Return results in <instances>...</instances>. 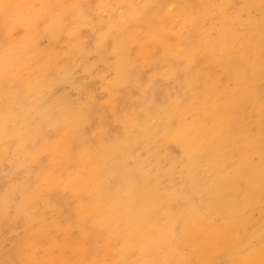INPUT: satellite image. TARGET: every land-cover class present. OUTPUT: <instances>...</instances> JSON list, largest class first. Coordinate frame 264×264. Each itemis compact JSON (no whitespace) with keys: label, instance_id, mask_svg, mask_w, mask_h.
I'll return each instance as SVG.
<instances>
[{"label":"bare ground","instance_id":"bare-ground-1","mask_svg":"<svg viewBox=\"0 0 264 264\" xmlns=\"http://www.w3.org/2000/svg\"><path fill=\"white\" fill-rule=\"evenodd\" d=\"M51 1L0 0V22L1 20L6 22H3V26L11 31L13 27L11 29L10 24H17L15 27L19 25L23 30L18 42L15 43L13 40L11 48L0 50V82L6 78L9 69L26 72L31 75L29 81L31 80L32 83L26 84L31 87L34 94L40 95L41 99L44 95L52 98L55 84L68 79L64 66L67 59H75L78 55L85 56L76 40L77 37L73 40L74 25L66 31L62 39L58 38L56 30L62 25L61 21L59 19L53 21L47 17ZM227 1L218 0L219 7L215 10L225 21L221 31L222 42H217L216 46L222 51L227 50V45L231 42L239 45L232 31L240 20L236 16L226 14ZM132 2L135 18L142 26V32L135 36V40L140 47H144L145 43L152 45L146 47L148 54H154L158 48L161 51L166 50L163 42L173 49L184 48L185 44H193L195 35L189 32L190 28L200 38V45L205 43L207 32L202 27L203 20H201V12L205 7L203 0H198L199 3L192 6L195 13L197 12L195 19L184 17L181 13L182 8L175 1L132 0ZM253 3L264 8V0H252ZM151 5H154L152 10L149 9ZM123 7L122 1L119 2L117 9ZM107 18L108 27H118L113 18ZM72 20L84 24L83 16L79 12L73 15ZM7 22L9 27L6 25ZM6 27L3 29L7 30ZM115 30L109 32V29L100 28L96 31V41H98L96 49L101 50L102 46L99 44L109 40L112 41L113 47L124 50L128 42L120 29L117 32ZM111 32L116 33L115 39ZM7 33L10 34L8 31ZM43 35L48 38L46 45L41 44L40 41ZM169 35L171 37L164 41L163 39ZM6 36L12 38L10 35ZM4 43L8 44V41ZM203 48L207 50V47L203 46ZM3 52L5 55H2ZM252 52V47L249 45L242 46L238 52L225 56L221 65L237 73L240 71L239 65L243 64L249 74L257 73L260 68L259 55ZM103 60L108 62L109 68L115 73L114 84L125 79V66L128 65L125 58L104 57ZM50 70L51 76L47 74ZM23 74L26 75L22 73V76ZM135 79L132 78L134 81ZM11 89L6 94L13 97L12 106H18L16 110H10L14 118L20 113L24 115L25 107L24 102L19 99L17 88L13 91ZM251 94L243 98H252ZM139 97L136 95V98ZM139 107L142 109V105ZM71 108L67 109L72 116L70 123L73 126L77 125L75 129L81 131L80 122L76 121L78 117ZM159 111L160 109L152 106L149 114L156 119ZM141 112H134L132 118L123 120L126 121L123 123L126 127L131 130L136 128V138L153 136L159 125L165 132L172 130V133H176L177 128L185 129L189 124L181 122L176 128H172L166 117L169 114L167 112L166 116L158 117L159 124L156 123L148 128L144 123H139L147 119L144 112ZM223 118L227 123L234 122L238 119V111L225 112ZM193 119L191 117L189 120ZM215 121L216 116L207 112L201 121L194 122L192 132L188 134L189 139L181 145L186 154L185 160L168 154L170 156H167L168 165L180 163V171L175 172V177L169 180L151 167L154 152L158 153L159 149L149 146L148 143L143 144L144 152L141 155L137 153L135 138L129 134L123 149L116 148L121 143L112 144L100 139L84 147L80 143L82 133L78 134V132L75 136L72 132L70 134L61 131L56 142H45L43 151L57 167L54 166L55 170L51 169L52 172H42L41 176L44 180L48 178L51 186L62 185L73 192H79L78 194L86 192L87 201H79V199L77 201H79L78 208L87 216L89 225L83 226V222L87 220L80 222L82 227L79 239H76L71 246V251L77 256L74 262L64 257L65 248L70 245L65 243L60 247L59 253H50L48 258L41 257L39 264H85V257L92 254L101 257L90 258L91 264H213V262L215 264L224 258L227 264H264V243L250 249L238 262L233 260L236 251H232L237 244L238 248L235 250L242 251L246 241L251 243L249 239L264 233L263 222L256 224L260 226H255L250 218V212H256L264 204V131L259 133L261 124L256 125L255 132L248 131L251 124H248L243 116L238 126L227 131H221L220 128L213 129ZM68 128L70 126H67L66 130H69ZM239 145H245V149L248 148L256 159L245 150L235 153L234 150H237ZM220 150H223L222 154L216 153ZM35 153L36 151H31L29 155ZM218 156H224L221 158L223 163L213 164V158L216 160ZM54 190L56 191L55 187ZM34 197L36 199V195ZM259 238L260 236L257 237ZM28 256L31 262L37 260L33 250ZM106 257H110V261H107Z\"/></svg>","mask_w":264,"mask_h":264},{"label":"rangeland","instance_id":"rangeland-1","mask_svg":"<svg viewBox=\"0 0 264 264\" xmlns=\"http://www.w3.org/2000/svg\"><path fill=\"white\" fill-rule=\"evenodd\" d=\"M121 1L124 7L119 10L117 9L118 3ZM170 1L178 2L184 17L196 18L197 12L195 13L192 6L199 3L198 0ZM203 2L205 7L201 12V20H203L202 27L207 32L203 45H200V38L190 28L189 32L195 35L193 44H185L184 48L173 49L163 42L166 50L161 51L158 48L154 54H148L146 47L152 45L145 43L144 47H140L135 40V36L140 31L142 32V26L133 13L132 0L51 1L47 17L53 21L58 19L61 21L62 25L56 30L58 38L62 39L66 31L74 25L72 30H80V32H73V40L77 37L76 40L85 56L78 55L75 59H67L64 66L68 79L55 84L52 98L44 95L46 98L41 99L40 95L34 94L35 92L28 86L32 84L31 80L29 81L31 75L26 72L22 73L28 77L24 74L25 77L22 76L18 70L9 69L6 72V78L0 82V264H39L41 257L48 258L50 253H59L60 247L65 243L70 244L65 248V259L71 262L77 259L76 254L71 251V246L74 245L76 239H79L83 220H87L83 222V226L89 225V220L78 208V203L87 201L88 195L86 192H84L86 195H82L83 192L78 194L79 192H73L62 185L51 186V181L48 178L44 180L41 176L42 172L55 170L57 167L52 163L49 155L43 151L45 148L43 144L57 141L61 131L70 134L72 132L74 135L77 132L82 133L80 143L84 147L100 139L112 144L121 143L116 146L117 149L124 148L127 142L126 137L129 134L135 138L137 153L142 155L144 152L142 145L147 143L159 149L158 153L154 152L151 167L167 180L174 178L175 172L180 171V163L171 166L167 164L168 154L185 160L186 154L181 145L189 139L188 134L192 132L194 122L201 121L207 112L216 116L213 129L220 128L221 131L234 129L240 124L243 116V119L251 124L248 131L255 132L258 124H261L259 133L264 131V8L257 3L252 4V0L227 1L226 14L236 16L240 20L232 31L239 45L231 42L227 45V50L222 51L216 47L217 42H222L223 32L221 31L225 24L221 14L215 11L219 7L218 0H203ZM153 8L154 5H151L149 9ZM76 12L83 16L84 24H78L72 20ZM107 17L115 20L116 26L128 42V48L125 47L124 50L115 48L112 41L108 40L99 44L102 46L101 50L96 49L98 42L96 31L100 28L109 29V32L118 29V27H108ZM3 22L1 20L0 26L1 24L3 26ZM6 25L8 27L11 25V29L13 27L14 30L10 31L6 26L7 30L3 29L4 26L0 27V37L2 36L0 50L11 48L13 40L15 43L18 42L23 34L21 26L15 27L17 24L13 26L8 22ZM220 33L221 35L218 36ZM3 34H5L4 37ZM6 35L12 38L9 37V39ZM115 35L116 33L112 34L114 39ZM170 37L171 35L166 36L163 40L167 41ZM41 38H43L40 39L41 44L46 45L48 38L45 35ZM6 41L8 44L4 43ZM247 45L252 47V53L259 55L260 68L257 73L249 74L243 64L239 65L240 71L237 73L227 69L226 66L222 67L221 61L225 56L238 52L242 46ZM203 46L207 47V50ZM2 55H5V52ZM118 56L125 58L128 65L125 66L124 82L119 81L118 84H114L115 73L109 68L108 62L103 59L104 57L114 59ZM163 68L164 74L162 73ZM17 72H20L19 75ZM51 73L50 70L47 74L51 76ZM131 77L136 78V82ZM14 88H17L20 101L24 102L25 114L20 113L12 118L13 114L10 110H16L18 106H12L13 97L6 93L10 89L13 91ZM250 94L252 98H243ZM136 95L141 97L138 99ZM135 104L141 110H138ZM152 106L160 109L156 119L149 114ZM68 108L74 110L75 116L78 117L76 121L80 122L81 131L75 129L77 125L73 126L70 123L72 116L69 115ZM230 110L238 111V119L227 123L224 121L223 114ZM138 111L144 112L147 118L139 123H144L148 128L156 123L159 124L158 117L166 116L167 112L169 114L166 117L172 128H176L181 122L189 124L185 129L177 128L176 133H172V130L165 132L159 125L153 136L136 138V128L131 130L126 127L123 124L126 121L123 122V120L132 118L134 112L138 113ZM191 117L194 119L189 120ZM67 126H70L69 130H66ZM245 148V145H239L234 152L245 150L253 159H256V156ZM31 151H36V153L31 156L29 155ZM222 151L216 153L222 154ZM223 157L218 156L216 160L213 158V164H222L223 159L221 158ZM35 195L37 200L34 199ZM77 208L79 211L76 210ZM262 208L264 209V204L259 208L260 210L250 212V218L255 226H260L256 224H260L261 221L264 224ZM56 211L59 212L56 213ZM259 236L260 238L257 239ZM259 236L249 239L251 243L246 241L242 251L235 250L238 244L235 245L232 248V251H236L233 254V260L238 262L250 249L261 246L264 243V233ZM31 250L37 257L35 262L29 260L28 253ZM92 257L100 259L101 255L92 254L85 257V264H91L92 259L90 258ZM110 259L106 257L107 261ZM215 264H227V260L224 258Z\"/></svg>","mask_w":264,"mask_h":264}]
</instances>
